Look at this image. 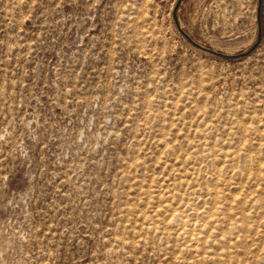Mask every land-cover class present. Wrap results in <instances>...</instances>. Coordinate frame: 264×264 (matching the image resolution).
<instances>
[{
	"label": "rangeland",
	"instance_id": "374dc122",
	"mask_svg": "<svg viewBox=\"0 0 264 264\" xmlns=\"http://www.w3.org/2000/svg\"><path fill=\"white\" fill-rule=\"evenodd\" d=\"M178 1L0 0V264H264V0Z\"/></svg>",
	"mask_w": 264,
	"mask_h": 264
},
{
	"label": "snow or ice",
	"instance_id": "6c2138e0",
	"mask_svg": "<svg viewBox=\"0 0 264 264\" xmlns=\"http://www.w3.org/2000/svg\"><path fill=\"white\" fill-rule=\"evenodd\" d=\"M99 0H61L59 7H64L72 11H78L85 8H95L98 6ZM3 190L0 191V198L7 199L9 195L8 186H2ZM11 203V201H9Z\"/></svg>",
	"mask_w": 264,
	"mask_h": 264
},
{
	"label": "water",
	"instance_id": "95a60500",
	"mask_svg": "<svg viewBox=\"0 0 264 264\" xmlns=\"http://www.w3.org/2000/svg\"><path fill=\"white\" fill-rule=\"evenodd\" d=\"M181 0H179L178 2H180ZM260 8V6L258 7V9ZM260 10V9H259ZM174 16H175V20H176V15H175V13H174ZM176 26L178 27V29L180 30V32H182L188 39H190V41L192 42V43H194V44H196L191 38H189V36L183 31V29L181 28V26H179V23L177 22V20H176ZM259 36H261V34H260V32H259V34H258V39H257V42H256V44L259 42V40H260V37ZM196 45H198V44H196ZM199 46V45H198ZM219 53V52H218ZM217 53V54H218ZM219 55H222V54H220L219 53Z\"/></svg>",
	"mask_w": 264,
	"mask_h": 264
}]
</instances>
